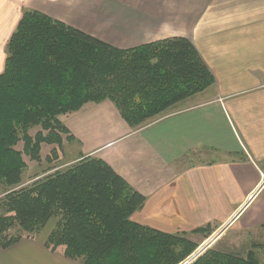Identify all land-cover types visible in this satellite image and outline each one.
Segmentation results:
<instances>
[{
    "label": "crops",
    "instance_id": "0c3cea01",
    "mask_svg": "<svg viewBox=\"0 0 264 264\" xmlns=\"http://www.w3.org/2000/svg\"><path fill=\"white\" fill-rule=\"evenodd\" d=\"M25 8L120 48L172 36L194 43L211 86L139 127L111 100L61 115L80 148L64 165L100 157L146 196L134 221L199 244L205 237L192 231L211 224L210 238L223 232L213 245L235 232L229 246L250 241L264 262V0H0L5 52ZM53 223L0 246V264H80L46 247Z\"/></svg>",
    "mask_w": 264,
    "mask_h": 264
},
{
    "label": "trees",
    "instance_id": "16d2710c",
    "mask_svg": "<svg viewBox=\"0 0 264 264\" xmlns=\"http://www.w3.org/2000/svg\"><path fill=\"white\" fill-rule=\"evenodd\" d=\"M215 80L185 36L120 48L25 8L0 73V181L6 188L0 197V246L36 237L55 218L46 247L80 264L182 263L200 244L187 232L134 221L146 196L107 161L85 156L64 169L53 164L24 184L25 155L40 162L47 144L57 158L64 141L75 139L60 116L87 103L111 100L130 126L139 127ZM34 127L40 129L32 134ZM20 142L22 149L16 148ZM213 231L207 224L192 232L207 238ZM207 248L200 245L184 264H264L252 248L246 255Z\"/></svg>",
    "mask_w": 264,
    "mask_h": 264
},
{
    "label": "rangeland",
    "instance_id": "374dc122",
    "mask_svg": "<svg viewBox=\"0 0 264 264\" xmlns=\"http://www.w3.org/2000/svg\"><path fill=\"white\" fill-rule=\"evenodd\" d=\"M0 47H1V44H0ZM4 52H5L4 51V48H2V49L0 48V67L3 64V61L5 62V60H4ZM39 129H40V127H34L31 130V133L34 134ZM74 140H72V141H64V148H63V150H61V154H58L57 155V158L60 157L59 160H56L57 158H55L54 155H52V156L50 155L51 154V149H52L53 145H47V144H45L43 146L42 153H41L42 159H41L40 162L32 161V160L29 159V157H27L25 155V160L28 163V166H27V168L24 171L23 183L24 184L30 183L33 180V178L35 176H37V175H39V176L45 175L47 173L46 171L49 170L50 167L53 164H56L57 165V168H63V169L66 168V166H68V165H64L65 164V161L68 160V159H70V158H72V157H74L75 155H77V153L80 150V148H79V142L72 143ZM22 145H23V143L20 142L16 146V148L22 149ZM198 153H202V151L201 152L199 151ZM47 155H49L50 158H52V160L54 161V163H50V161H48L46 159V156ZM52 171H54V169L51 170V172ZM48 172H50V171H48ZM5 189L6 188H5L4 184L0 181V197L4 195ZM55 220H56L55 218L51 219V221H49V223L43 229V231H42L41 234H43L44 232H46V230H48L49 228H51L54 225L53 222ZM18 231L19 230L16 229V228L12 230L13 233L18 232ZM218 232H221V231H218ZM222 233L223 232H221V234ZM221 234H214L213 237L211 236L212 238H210V237H207L206 239L204 238L201 241V244L200 245L207 246L208 248H210V247H213L214 248L215 247V248H219L220 250L222 249V250H225V251H233V252H236V253H239V254H242V255H246L247 252L252 248L251 243H249L250 241L247 244H244V243H242L244 241L241 239V237L238 239V241L234 245L229 246V244L232 242V240H236V238H237V235L235 234V232L230 233L229 235H227L222 241H220L219 245H213L214 242L221 236ZM187 236H188V234H187ZM215 236H217V237H215ZM207 239H208V241H207ZM200 245H199V247H200ZM225 246H226V248H225ZM263 254H264V249H263ZM197 257L198 256H196V258Z\"/></svg>",
    "mask_w": 264,
    "mask_h": 264
},
{
    "label": "water",
    "instance_id": "95a60500",
    "mask_svg": "<svg viewBox=\"0 0 264 264\" xmlns=\"http://www.w3.org/2000/svg\"><path fill=\"white\" fill-rule=\"evenodd\" d=\"M196 252V251H195ZM195 252H193L187 259H185L181 264H184V263H186L191 257H192V255L195 253ZM193 261V260H192ZM191 261V262H192ZM190 262V263H191Z\"/></svg>",
    "mask_w": 264,
    "mask_h": 264
}]
</instances>
